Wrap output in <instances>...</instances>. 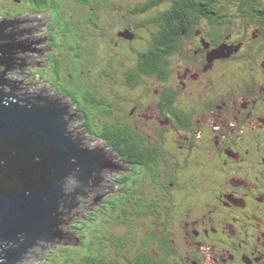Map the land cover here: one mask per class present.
<instances>
[{
	"label": "flooded vegetation",
	"instance_id": "flooded-vegetation-1",
	"mask_svg": "<svg viewBox=\"0 0 264 264\" xmlns=\"http://www.w3.org/2000/svg\"><path fill=\"white\" fill-rule=\"evenodd\" d=\"M102 1H111L109 22L102 27L100 16L90 21L84 15L82 23L109 31L105 43L114 54L107 67L121 66L118 81L125 85V95H134L125 108V123L117 126L126 129V159L100 139V147L117 156L114 166L119 167L104 174L100 187L116 188L112 194L124 201L131 220L123 238L128 255L117 256L113 236L105 247L104 262L264 264V0H157L142 14H135V9L152 0ZM47 2L30 0L29 5L41 9L45 3L58 20L59 7ZM76 3L74 10L82 9ZM115 20L121 21L120 27ZM167 23L171 28L166 30ZM53 30L25 44V68L19 59L23 53L17 52L16 73L5 75L8 82L25 91L40 83L46 88L41 75L48 69L40 71L39 78L32 77L33 54L40 53V66L48 46L59 52L64 64L63 40ZM169 36L168 48L162 51V42ZM136 39H144L147 47L136 48L132 42ZM45 40L49 45L35 47ZM128 41L144 55L135 58L134 66L122 69L117 61L122 50H130ZM148 49H153L151 56ZM128 70L136 72L134 85L127 83ZM149 70L156 73L147 75ZM95 77L83 79L81 86H96ZM88 108L77 111L75 104L73 109L74 118L80 115V125L75 127L79 131L72 130L74 119L69 124L70 131L83 133L85 147L107 131L97 119L91 121L97 107ZM100 195L104 196L101 204L107 205L111 195ZM145 219L148 232L142 229ZM136 229L141 231L139 238Z\"/></svg>",
	"mask_w": 264,
	"mask_h": 264
},
{
	"label": "water",
	"instance_id": "water-1",
	"mask_svg": "<svg viewBox=\"0 0 264 264\" xmlns=\"http://www.w3.org/2000/svg\"><path fill=\"white\" fill-rule=\"evenodd\" d=\"M33 22H0V264H26L49 251L64 236L60 228L94 204L89 195L103 174L119 170L111 149L86 148L83 133L69 130L70 100L44 95L48 89L19 98V88L5 79L17 51L27 50L20 38L36 32L28 27Z\"/></svg>",
	"mask_w": 264,
	"mask_h": 264
},
{
	"label": "rangeland",
	"instance_id": "rangeland-1",
	"mask_svg": "<svg viewBox=\"0 0 264 264\" xmlns=\"http://www.w3.org/2000/svg\"><path fill=\"white\" fill-rule=\"evenodd\" d=\"M77 1L78 2L76 4L81 5L82 9L72 11L69 15L70 18L68 19V16L66 18L68 20L65 19L58 21L49 11L45 10L43 14L33 15L41 11H38L33 7H30L29 5L24 4V2L16 3L15 0H0V22L5 18L9 19L7 15L13 12L23 15L22 18H30L35 21V23H32V28L38 27V29L34 33L36 39H41L43 37H46V35L49 36L51 29L55 28L56 30H53L52 33L54 35L58 33L59 38L63 40L61 53L64 56V64L65 59H67L66 61H68L71 65V69H68L66 64L64 67L59 52L54 48L51 49L48 46H46L47 50L42 55L43 58L40 66L39 63L41 61V57L34 53L33 55H35V70L32 77L39 78L40 71L48 69L46 72H44L43 75H41L42 81L45 82L46 88L43 87V83H40L37 84L38 86L35 85L33 87H30V89L27 90L28 93L47 89L48 87L51 92L56 94L74 95L77 101L81 102L80 97L84 93V91H86V89L92 91L96 90V88L94 87L85 88L81 86V81L83 79L93 80V78L97 74H100V72L113 61V59H110V57L113 56L114 53L111 51V49L107 48L108 46L105 43V40L109 38V31L107 30V32H105L106 30L103 28L95 30L93 27H84L82 23L84 15L85 17H88L90 21H94L95 19H97L98 16H100L97 9V7H99V10L101 11L100 13L104 15V19L101 21V25L103 27L105 23L109 22V17L107 16L109 14V4L111 3V1L109 3H107V1L103 2L102 0ZM122 1L125 2V0ZM69 2L71 4L75 3L74 0H71ZM15 4H17L18 6ZM14 7L18 8L12 9ZM66 8L67 6L63 5V9ZM64 13L67 14L68 11L65 10ZM44 14H46L47 16H45ZM48 20L50 21L48 22ZM114 22L117 24V20H115ZM46 41L38 44L35 47L42 49L44 47L43 44H45ZM110 41L111 40L107 42L110 43ZM47 44L49 45V43H46V45ZM8 75L13 77V74L11 73ZM51 92L48 91L46 95L53 94ZM108 100L113 101L114 96L110 95L108 97ZM73 109H75V104H73ZM79 117L80 115L78 114L77 118H74V126L71 125L74 128L72 130L79 131L78 128L75 129L76 126L78 127L80 125ZM97 143L98 141H94L91 146L96 145ZM113 191H115V187L113 188L112 184H106V187H104V189L102 188V190L95 194L94 197L100 196L102 192H105L106 194H112ZM111 198H113V204H115L114 206L117 207V209L109 205H105L104 208H101V212H99V214L93 215L99 204H101L103 198L101 200L99 199L95 201V204L90 205V207L82 210L81 214L76 216L71 224L60 228L61 231L65 234L64 236H67L62 240L63 242L61 244L54 245L51 249H49V251H46L38 259H32L26 264H65V262H67V260L71 257H76L77 255L85 253L86 251L84 252L83 249H87L90 244H97L98 238L101 237L103 227L109 223H123L122 228H117L116 230H114L115 228L114 226H112L110 230L111 233H117L118 236H125L126 230L131 227L130 217L127 216L125 218L126 214L123 210L124 206L119 201H117L116 196L114 197V195L112 194ZM145 221L146 224L142 226V229L148 232L150 231L148 227L149 221L148 219H145ZM136 232H138L139 238V233L141 231L139 229H136ZM136 232L130 231L132 236H136ZM133 239L134 237H131V241H133ZM102 243H104V241H102ZM132 245L134 246V243H132ZM116 253L117 256L128 255L127 251L124 249ZM118 260L120 263L124 262L121 259Z\"/></svg>",
	"mask_w": 264,
	"mask_h": 264
},
{
	"label": "trees",
	"instance_id": "trees-1",
	"mask_svg": "<svg viewBox=\"0 0 264 264\" xmlns=\"http://www.w3.org/2000/svg\"><path fill=\"white\" fill-rule=\"evenodd\" d=\"M34 0H31V2H33ZM44 0H37V2H43ZM71 0H59L56 2H53L52 0H48L49 4H51L52 6H58V10L56 11V18H58V21L60 20H65L68 16V19L70 18L69 15L72 11H77L74 10V7L72 6V4L69 2ZM75 3L77 2V0H74ZM184 1V0H183ZM16 2V0H15ZM19 2L29 5L30 0H19ZM16 2V3H19ZM47 2V3H48ZM157 0H152L151 2L148 3V5H144L143 7H139L136 8L134 13L135 14H142L148 10H150L153 6H156L157 4ZM73 3V5L75 4ZM43 4V3H42ZM17 5V4H15ZM22 5V4H21ZM63 5L67 6L66 9H63ZM18 6V5H17ZM31 7V5H29ZM18 7H14L12 9H17ZM34 8V7H33ZM45 8V9H43ZM46 5L44 3V7H41V9H36L38 11H41L42 13L45 12L46 10ZM35 9V8H34ZM67 10L68 13L65 14L64 11ZM47 11V10H46ZM49 11V10H48ZM15 13V14H14ZM17 13L13 12V13H9L8 14V18L12 19L15 18ZM33 15H39L38 12L33 14ZM47 16V15H46ZM66 19V20H68ZM104 19V15L102 13H100V22ZM119 22V27L122 24L121 21ZM169 25H171L170 23H167L165 27V29L167 30V28H171L168 27ZM117 29V28H116ZM59 36V35H58ZM62 40V39H61ZM168 41H171V37L169 36L168 39L164 40L163 43V47H161L162 51L166 50L168 47L166 46ZM134 43V46L136 48H144L147 47L145 45H147V43H144L145 40L144 39H136L135 41H132ZM155 42V41H154ZM148 42V46L152 48V45ZM161 44V43H160ZM127 46L130 48L129 51H123L120 54V61H117L119 63L122 64V69L124 68H130L132 66H134V60L135 58L138 56V59L141 57H143V55H141V53H143V51H138V50H133L132 48V44L128 41L127 42ZM132 49V50H131ZM148 53L147 56L150 55L152 53L153 49H148ZM124 65V66H123ZM121 68V66L115 64V66L113 67V69H110L108 67H105L99 74V76L95 77L97 79V85L94 86V88H96L95 91L92 90H88L86 89V91H84V93L81 95L80 97V101L78 102L77 99L75 98L74 95H63L64 97H67L70 101H72L73 103L76 104V109L77 111L84 110L87 109L88 107H97V113H93V115H90L91 121L94 119H97L99 122V124L104 125L103 128H105L107 131L105 132V134L97 136V141L100 142V139H103L108 145H111V148L113 149V151L118 154L121 158L126 159L124 157L125 154V147L124 145L126 144L125 141V137H126V129L124 127H120V129L117 128V126H122L123 122L125 123V108L129 105L128 101L130 100V98H133L134 95L133 93H131L132 95H125L126 93H124V87L123 83L118 81L117 75H118V71L117 69ZM129 72V73H128ZM156 73V71H151L149 70L147 72V75H154ZM128 76V82L131 85L136 84V79H138L136 77V72L135 71H127ZM132 75V76H131ZM135 75V77H134ZM131 76V81H130V77ZM114 83V84H113ZM109 85H113V86H109ZM87 88V87H85ZM139 89L136 88V93L135 95L137 96L139 94ZM114 93V94H113ZM56 94V93H53ZM57 96H61L60 94H56ZM112 95L114 96V100L110 101L108 100V97ZM62 97V96H61ZM86 106V107H85ZM107 106L111 108L110 111H112L114 113V115H110L109 111L107 110ZM85 107V108H84ZM89 109V108H88ZM104 117V118H102ZM88 128H91L88 124H86ZM128 128H130L128 125H126ZM101 137V138H100ZM110 140V141H109ZM116 191V188H115ZM114 191V192H115ZM113 193V192H112ZM109 196L111 195V193L108 194ZM107 195V196H108ZM113 198L110 199L109 203L107 205L117 209V207H115L113 204ZM104 201V200H103ZM121 204H123L124 206V212L125 214H127V207H125L124 201H120ZM119 203V204H120ZM120 204V205H121ZM105 205L101 204V206H99L96 211L94 212L93 215L95 214H99V212H101V208H104ZM127 216H125L126 218ZM123 223L121 224L120 222H115V223H109L107 225H105L102 229V234L101 237L98 238V243L97 244H90V246L87 249H83V251L85 253H82L81 255H77L76 257H71L70 259L67 260V262H65V264H108L104 262V258L102 256L106 255V246L108 245V242L111 240V238L113 236L115 238V241H113V243L116 246V252H118L119 250H123L124 248V236H118L117 233H111V227L114 226V230H116L117 228H122ZM80 231V229H79ZM80 234V232H79ZM107 234V235H105ZM102 241H104V243H102ZM80 243V242H79ZM83 248V247H81ZM65 250V249H64ZM97 257V259H96Z\"/></svg>",
	"mask_w": 264,
	"mask_h": 264
},
{
	"label": "bare ground",
	"instance_id": "bare-ground-1",
	"mask_svg": "<svg viewBox=\"0 0 264 264\" xmlns=\"http://www.w3.org/2000/svg\"><path fill=\"white\" fill-rule=\"evenodd\" d=\"M13 19H14V18H13ZM4 20H6V19H4ZM2 21H3V20H2ZM2 21H1V22H2ZM37 28H38V27H36V28H34V29L37 30ZM10 29H11V28L8 29V32H9ZM19 30L21 31L22 29H19ZM33 34H34V33H33ZM33 34H31V35H29V36H24V37L20 38V40H22V41L19 40L20 43L23 44V43L25 42V44H26L27 42L33 41V39H35V37L33 36ZM18 51H20V50H18ZM18 51H17V52H18ZM19 54H20V53H19ZM18 56H19V55H18ZM40 57H41V56H40ZM15 58H17V54L15 55ZM25 58L27 59L28 57L25 56L24 53H23V55L21 54V55L19 56L20 62H25V67H26L27 64H28V61H26ZM33 59H35V56L33 57ZM13 67H15V65H14ZM25 67H24V68H25ZM4 68H5V67H4ZM4 70H6V74H7V75L10 74V73L13 74V75H15V73H16V72H15V69H4ZM15 83H16V80H15L14 84H15ZM15 86H17V84H15ZM19 92H20V93L22 92V95H19V94H18V97H23L24 95H31V94H32V92H31V93H28V92L25 91L24 89H19V90H18V93H19ZM40 92H42V90H40L38 93H40ZM35 93H36V92H35ZM43 93H44V92H43ZM45 94H46V92L44 93V95H45ZM107 110H108V109H107ZM96 146H99V147H100L101 145H100V143H97L96 145L88 146V147H86V148H94V147H96ZM84 147H85V146H84ZM102 147H103V146H102ZM103 148H104V149H108V148H106V147H103ZM112 156H113V160H115V162H117V161H116V160H117V156L115 155V156H116V159H115V156H114V155H112ZM117 163H118V162H117ZM103 176H104V174H103ZM100 185H101V184H100ZM89 186H92V184L90 183ZM99 187H100V186H99ZM99 187H98V188H99ZM104 187H106V185H103L102 187H100L99 190H98V189H95L94 193L91 192V194L89 195V198L93 199V200H92V203H94V204L96 203L94 200L97 201L99 196H98V197H94V195L97 194L98 192H100V191L102 190V188L104 189ZM91 190H93V189H91ZM102 193H103V192H102ZM102 193H101V194H102ZM106 195H107V194L105 193V196H106ZM91 196H92V197H91ZM103 198H104V197H103ZM82 208H84V205L82 206ZM72 222H73V221H72ZM72 222H71V223H72ZM71 223H70V224H71ZM63 235H65V234L63 233ZM65 237H67V236H62V238L57 239V240H56L57 245L61 244V243L63 242L62 240H63Z\"/></svg>",
	"mask_w": 264,
	"mask_h": 264
}]
</instances>
